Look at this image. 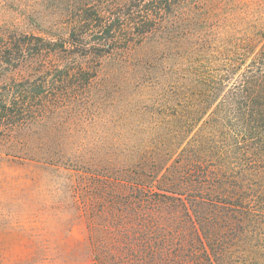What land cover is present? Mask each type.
<instances>
[{
	"label": "trees",
	"instance_id": "trees-1",
	"mask_svg": "<svg viewBox=\"0 0 264 264\" xmlns=\"http://www.w3.org/2000/svg\"><path fill=\"white\" fill-rule=\"evenodd\" d=\"M142 1L97 22L114 69L153 104L110 149L82 154L94 264H264V27L219 39L204 15L216 2ZM147 45L160 63L136 51ZM8 85L3 146L30 152L45 87Z\"/></svg>",
	"mask_w": 264,
	"mask_h": 264
},
{
	"label": "rangeland",
	"instance_id": "rangeland-1",
	"mask_svg": "<svg viewBox=\"0 0 264 264\" xmlns=\"http://www.w3.org/2000/svg\"><path fill=\"white\" fill-rule=\"evenodd\" d=\"M126 1L0 0V97L12 80L28 78L38 90L44 85L48 101L31 116L30 152L6 150L0 129V264L95 263L89 237L97 226L90 227L82 200V154L89 145L110 149L153 104L144 88L114 69L120 55L109 58L99 42L97 22L127 12ZM211 1L206 27L219 39L264 27V0ZM155 47L131 51L155 53L160 63ZM33 105L41 103L35 98Z\"/></svg>",
	"mask_w": 264,
	"mask_h": 264
}]
</instances>
